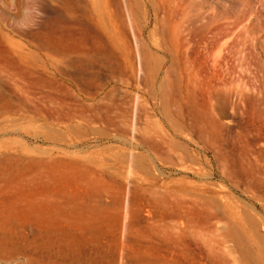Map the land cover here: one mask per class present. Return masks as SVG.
Returning a JSON list of instances; mask_svg holds the SVG:
<instances>
[{
	"label": "rangeland",
	"instance_id": "374dc122",
	"mask_svg": "<svg viewBox=\"0 0 264 264\" xmlns=\"http://www.w3.org/2000/svg\"><path fill=\"white\" fill-rule=\"evenodd\" d=\"M53 5L0 0V264H264V0Z\"/></svg>",
	"mask_w": 264,
	"mask_h": 264
},
{
	"label": "bare ground",
	"instance_id": "6f19581e",
	"mask_svg": "<svg viewBox=\"0 0 264 264\" xmlns=\"http://www.w3.org/2000/svg\"><path fill=\"white\" fill-rule=\"evenodd\" d=\"M41 1V26H42V28H43V30L44 31H47L48 29V26H49V23H51L52 24V22H53V20H54V18H53V16L50 14L51 12H49V5H53V4H56L57 3V0L54 2V0H40ZM151 3V2H150ZM153 4V3H152ZM151 6V5H150ZM153 6V5H152ZM53 8H54V5H53ZM152 8H154V7H152ZM50 10H51V8H50ZM54 13V12H53ZM69 16V15H68ZM71 16V15H70ZM69 16V17H70ZM73 16V15H72ZM196 17V16H195ZM194 17V18H195ZM199 17H200V14H199ZM201 18V17H200ZM198 20V18H196L194 21H196V24H197V21ZM55 21V20H54ZM75 21H76V17H75ZM75 23V22H74ZM54 24V23H53ZM69 24H72V23H69ZM197 28V27H196ZM195 31V30H194ZM196 31H197V29H196ZM44 34H46V32H43V35L42 36H44ZM96 34V33H95ZM46 36V35H45ZM44 36V37H45ZM100 36V35H99ZM101 39H103V38H101ZM104 40V39H103ZM104 42V41H103ZM238 247H239V249H240V243H238Z\"/></svg>",
	"mask_w": 264,
	"mask_h": 264
}]
</instances>
